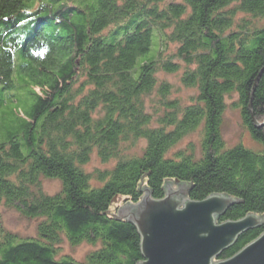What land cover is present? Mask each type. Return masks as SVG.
<instances>
[{
	"label": "trees",
	"instance_id": "obj_1",
	"mask_svg": "<svg viewBox=\"0 0 264 264\" xmlns=\"http://www.w3.org/2000/svg\"><path fill=\"white\" fill-rule=\"evenodd\" d=\"M176 57L188 104L158 78ZM13 89L24 98L0 110V205L37 218L38 238L0 221V264H139V232L115 215L144 187L162 198L168 180L192 184V200L240 199L220 221L264 216V0H0V92ZM234 95L259 150L226 144ZM192 134L199 149L181 148ZM94 153L111 166L88 172ZM41 177L61 190L45 193ZM64 240L95 249L59 257Z\"/></svg>",
	"mask_w": 264,
	"mask_h": 264
},
{
	"label": "water",
	"instance_id": "obj_2",
	"mask_svg": "<svg viewBox=\"0 0 264 264\" xmlns=\"http://www.w3.org/2000/svg\"><path fill=\"white\" fill-rule=\"evenodd\" d=\"M192 187L168 180L162 198L144 187L138 202L118 208L115 218L132 223L141 237L139 264H264V231L232 257L220 258L243 233L264 227V216L250 213L220 221L241 200L223 193L192 200Z\"/></svg>",
	"mask_w": 264,
	"mask_h": 264
},
{
	"label": "rangeland",
	"instance_id": "obj_3",
	"mask_svg": "<svg viewBox=\"0 0 264 264\" xmlns=\"http://www.w3.org/2000/svg\"><path fill=\"white\" fill-rule=\"evenodd\" d=\"M175 51L176 49L172 47L168 53ZM175 61L179 63V69L174 73L160 72L158 74V78L160 82L167 81L170 83L173 91L172 96L174 98H179L183 104H188L195 95V91L193 88L187 87L182 82V76L184 74L186 64L178 57L175 58ZM12 95H16V97L18 96V99L24 98L21 90L16 91L13 89L0 92V100H5V102L8 103L6 107L0 109L1 111H6L8 107L12 108L14 106L13 103L10 102V97ZM236 101V95L227 98V108L224 112L223 123V136L226 144L227 146H235L236 144L242 143L249 148L259 150L261 148L260 143H257L252 138L251 134L242 126V117L240 110L236 105ZM149 109L153 112L151 108ZM199 140L200 138L198 134H192L185 138L181 148H184L190 142H193L196 149H199ZM142 143L144 144L143 141ZM109 166H111V164L103 163L98 155L94 153L92 154L89 162L85 165V169L88 172L94 173L97 170L105 169ZM41 184L43 191L49 195L58 193L62 188L61 181L58 179L41 177ZM0 221L4 228L17 234L22 239L38 238L39 220L37 218H28L22 215L15 207L7 208L4 205H0ZM59 248V257L70 255L78 261H84L88 253L95 249V246L88 243L71 245L69 241L64 240L59 245Z\"/></svg>",
	"mask_w": 264,
	"mask_h": 264
}]
</instances>
